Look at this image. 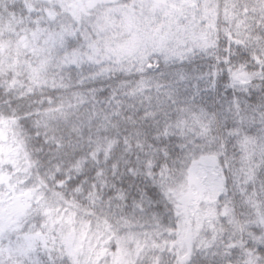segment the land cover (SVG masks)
Instances as JSON below:
<instances>
[{
  "label": "snow or ice",
  "instance_id": "obj_1",
  "mask_svg": "<svg viewBox=\"0 0 264 264\" xmlns=\"http://www.w3.org/2000/svg\"><path fill=\"white\" fill-rule=\"evenodd\" d=\"M0 264H264V0H0Z\"/></svg>",
  "mask_w": 264,
  "mask_h": 264
}]
</instances>
